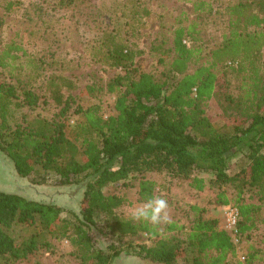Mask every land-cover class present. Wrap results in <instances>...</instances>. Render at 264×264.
<instances>
[{"label": "trees", "instance_id": "1", "mask_svg": "<svg viewBox=\"0 0 264 264\" xmlns=\"http://www.w3.org/2000/svg\"><path fill=\"white\" fill-rule=\"evenodd\" d=\"M60 4L70 20L83 17L95 30L92 61L118 71L99 89L87 88L95 98L115 96V114L105 118L100 102L79 107L75 140L62 122L12 124L15 110L41 102H52L65 115L66 92L77 90L67 74L76 67L50 31L39 36L42 46L26 41L25 33L5 45L0 68L10 80H0V151L21 178L53 174L58 184L78 185L84 193L77 208L64 209L0 191V258L26 259L44 235L68 241L82 264H113L124 252L155 264H231L237 249L221 218L194 205L186 223L150 225L123 218L118 210L124 199L104 192L137 180L133 186L143 203L158 196L149 172L186 180L198 192L206 181L197 173H212L213 182L227 188L217 204L238 208L239 231L249 242L246 261L238 264H264V239L261 246L249 241L264 224V0H229L215 13L209 3L195 1L193 19L177 21L170 38L152 49L159 54L163 80L136 73L144 51L130 39L151 15L148 1L125 0L121 15L95 17L92 0ZM210 24L224 25L220 35H210ZM213 103L228 121L220 127L209 115ZM239 157L248 163L231 175ZM15 223L41 233L19 244L8 232ZM177 233L182 238L172 235Z\"/></svg>", "mask_w": 264, "mask_h": 264}, {"label": "rangeland", "instance_id": "2", "mask_svg": "<svg viewBox=\"0 0 264 264\" xmlns=\"http://www.w3.org/2000/svg\"><path fill=\"white\" fill-rule=\"evenodd\" d=\"M125 0H92L95 5V13L92 17L103 13L104 15H121L123 12L122 3ZM151 10L144 24L138 29L136 35L130 39L132 43L144 51V55L136 62V73H152L157 79L161 77L163 68L158 64L159 54L153 52V48L161 45L165 38H170L169 31L176 26L177 21H191L194 17V3L197 0H146ZM211 5L213 13L221 11L229 0H199ZM70 12L65 11L60 0H0V54L5 45L13 40L18 34L25 33L26 41L30 40L42 46L39 36L44 31L53 32L63 51L64 57L71 60L76 67L72 73L67 74L76 84L77 90L67 93L69 98V109L65 115H61L60 108L52 102L43 103L32 108L15 110L12 124H25L35 122L44 118L52 122H62L65 125L67 136L75 140L76 125L82 121L78 108H87L94 102H100L102 115L105 118L115 114V96L98 93L95 98L89 94L87 88L94 87L96 90L106 84L118 71L109 70L101 65L95 64L91 59L89 44L95 37V30L85 25L83 17L70 20ZM109 17H106L108 21ZM177 27V26H176ZM224 25H209V33L216 37L220 35ZM31 32L33 34H31ZM31 44V43H30ZM30 44L28 46H30ZM192 72L193 69H190ZM8 73L0 68V80L9 81ZM101 99V100H99ZM209 115L217 127L227 123V118L213 103L209 108ZM248 163L247 158L239 157L232 166L231 175L239 172ZM206 181V187L202 192L192 189L188 181L173 178L166 173L149 172L148 179L154 180L158 185V196H163L169 203V215L171 221L180 220L186 223L193 218L190 211L191 206H199L208 213L215 211L213 217L223 219L222 209L217 204V196L220 192L226 191V187L219 186L213 181L212 173H197ZM58 178L53 174L36 173L30 178H21L15 171L13 164L0 151V191L18 193L27 198L56 204L64 209L77 208L83 197L84 190L78 185H60ZM128 184L109 185L104 189L106 195L116 194L124 199L123 206L118 210L120 215L129 219L132 209L142 203L138 201L137 180H128ZM252 193H247V198ZM210 216V215H209ZM211 217V216H210ZM8 232L17 243H23L36 234L41 233L39 227L28 226L22 223H15ZM182 238V235L172 234ZM146 238V236H144ZM264 239V224H258L251 233V243L262 245ZM141 241H144L142 239ZM148 242V241H145ZM39 244V249L26 259L11 261L0 258V264H82L72 254V247L68 241H57L49 236H44ZM127 243V242H126ZM242 248L237 251L231 264L242 263L241 255H247L249 242L242 241ZM237 249V248H236ZM113 264H155L148 260L128 255L124 252Z\"/></svg>", "mask_w": 264, "mask_h": 264}, {"label": "clouds", "instance_id": "3", "mask_svg": "<svg viewBox=\"0 0 264 264\" xmlns=\"http://www.w3.org/2000/svg\"><path fill=\"white\" fill-rule=\"evenodd\" d=\"M131 217L134 221H142L150 225L170 223L169 203L163 196L153 194L145 202L132 209Z\"/></svg>", "mask_w": 264, "mask_h": 264}, {"label": "built area", "instance_id": "4", "mask_svg": "<svg viewBox=\"0 0 264 264\" xmlns=\"http://www.w3.org/2000/svg\"><path fill=\"white\" fill-rule=\"evenodd\" d=\"M222 213H223V219H222V225L223 228L229 232L233 243L235 244L237 251L242 248V237L239 231V218H240V213L238 208L233 205V204H228L223 206L222 208ZM240 260L242 263L246 261V256L241 255Z\"/></svg>", "mask_w": 264, "mask_h": 264}, {"label": "crops", "instance_id": "5", "mask_svg": "<svg viewBox=\"0 0 264 264\" xmlns=\"http://www.w3.org/2000/svg\"><path fill=\"white\" fill-rule=\"evenodd\" d=\"M215 214H216V212L215 211H212V210H210L209 213H208V215H210L211 217H213Z\"/></svg>", "mask_w": 264, "mask_h": 264}]
</instances>
